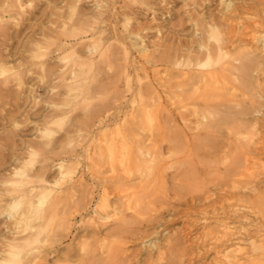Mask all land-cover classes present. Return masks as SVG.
<instances>
[{
    "label": "rangeland",
    "instance_id": "obj_1",
    "mask_svg": "<svg viewBox=\"0 0 264 264\" xmlns=\"http://www.w3.org/2000/svg\"><path fill=\"white\" fill-rule=\"evenodd\" d=\"M19 1L22 3L20 14H15L14 16L11 14L10 17L5 16L4 18L11 24V29L9 30L18 29V24L22 21L25 24L26 29H24L27 34L23 29L16 37L11 35L8 39L0 36V52L6 57L9 52L14 54V51L10 50H17L16 57L18 61H16V64H18V66L16 65L14 69L21 71L20 82L11 80L9 84H7V88H5V92H3L5 95L3 94V97L0 96V196L2 197L0 200V263H3L1 261V258H3L6 260L3 264H91L88 258L90 257L89 248L93 247L92 239L98 236L97 234L89 233L87 230L88 228L86 225L90 221L89 216L91 215V210L89 209L91 208L85 210L80 209L81 211L79 210L76 213L79 215H75L71 219V228L64 231L65 234L64 232L62 234V199L64 201H90L91 206L100 200L99 186L102 182H98L96 174H98V171L101 172L100 174H108L110 173V166L114 165V167H118L119 169L121 167L119 164L121 165V163L118 161V156L114 157L111 161L106 160L108 158L103 159V157H101L100 160L99 157H96V151L98 153L99 150L103 149L98 148L99 144H103L99 139L102 138L103 134L107 133H115L116 135L119 130L124 132L129 131L133 134L147 135V140L145 142L147 143L148 139H150L148 143L152 145L151 151L144 156V158L146 157L150 162V171H148L149 176L147 180L133 178L126 181L129 188L123 192L124 196H122V199L133 197L134 199L132 198L133 200L131 201H138L140 205L145 207L147 204L150 205L153 201L157 203L158 201H164L168 198L170 200L176 197L177 193L181 195V199L176 200L178 202L175 204V209L180 210L179 212L181 214L178 212L177 214L179 215H176L172 210L170 211L174 214L169 210H165L160 219L161 221L159 220L154 223L152 227L145 230V228L139 227L140 225H135L136 230L140 232H144L145 230V232H142L139 238H136L138 239L136 242L135 240H130L125 246L127 251H131L138 255V257L136 255V258L134 261L132 260L133 262L130 264H159V260L156 256L157 253L163 251L167 247L168 243L166 239L171 237L178 230H180L179 234L185 242L183 245L191 249L195 248L193 240H196L197 236L202 235L204 226L205 228L217 227L214 221L203 223L199 220L196 223V220L205 210H209L208 213H211L210 208L203 210V207L207 204V202H203L205 201L202 198L204 194L213 191L216 194L209 197L210 201L218 202L222 200L218 195L224 190V187L226 189L230 188L226 187V185H220L222 178L216 176L218 173L227 172L226 163L221 158V160L215 158L213 155L214 153L209 157L210 152L206 151L207 145L204 143V139H202L204 144H202V142L200 144L201 147L199 144L196 145L201 149L196 147L195 150L198 148L199 150L196 151L198 154L193 157V161L191 158H186L180 154L178 150L174 148L175 145L173 146L172 144L176 142L172 137L176 128L175 121H177L178 118V110L176 104L172 103L162 91L164 88L160 86L158 88L160 89L159 94L164 98L163 102L158 104L154 101L155 97H152V102H150L145 109L146 113L144 112L143 115H138L137 118L134 119H132L130 115L132 111L133 113L136 111L134 110L135 107H132L130 102H128L133 97L134 90L133 92L130 91L131 93L124 92L123 95H125L126 102L123 101L124 99H121L120 102H116L114 107L110 108H104V106H102L101 98L107 93H111V95L114 93V96L118 95L120 88L123 86L122 81L113 83L107 80L108 77L113 76L118 70L117 62L121 60L123 49L127 52L128 58L126 63L129 65L128 70L131 69V63L133 62L134 65L145 68L147 75V77H145V73L142 70H138V74L140 72L139 76L134 77V73L131 72L133 75L132 88L134 89L136 84L145 87L148 80H151L154 84H158V80H160L159 77H168L164 69L169 65L162 61L165 51H170L171 47L177 44L176 41L178 39L191 38V34L194 30L193 28L198 26L196 21L199 22L201 17H208V12H215L216 14H223L224 16L225 13H227L225 3L228 2V0H110L109 4L115 5L112 9L113 11H120L122 8L119 7H123L124 4L133 5L140 8V10L134 14H117L115 16H111L110 14L111 17L108 16V19L104 18V23L101 24L104 28L102 45L105 46L108 42L111 43L112 50L115 49L113 52L116 54V61H114L116 63H112L113 65L110 68H105L102 63L101 65H99L100 63L98 64L100 66H98V77H100L101 80L105 79L102 82L105 89L103 88L100 91L94 92L93 94L95 96H91L86 100H77L75 108L73 109L62 104L67 90L61 85L62 81L55 77V73L57 74L61 70L63 63L62 55H69L71 48L56 49L57 44H50L48 48L42 49L46 55L38 57L36 56L37 51L35 46L41 45V47H43L46 42L56 41V35L60 30L61 19L57 18L58 15H62L63 13L64 16H67L69 14L68 12H70L75 5V10L79 11L81 16H87L86 18L93 19L91 14L95 9V5L98 4L96 2L97 0H71L70 2H67V0ZM233 1L239 2L240 0ZM251 1L253 0L248 1V3H252ZM255 1L257 3V6L255 5L256 8L249 10L246 14L245 12L244 14L241 13L239 17V19H241L240 21H242L241 23L237 21L238 19L236 20L237 29L250 30V28H257L259 22L264 18V9H262L264 8V2H262L264 0H260L261 2L259 3L258 0ZM255 9H257V12ZM113 18L115 19L113 20ZM197 18H200V20ZM126 20H128V22H126ZM42 27H50L53 31L48 29V34L42 35ZM260 31L264 32V28ZM28 34L34 35L37 40L35 39L29 42L27 39ZM210 41H214V39L210 38ZM252 47H254V45ZM242 48L243 46L238 45L232 51H238ZM116 49L120 51V55H118L119 59L117 57L119 52H116ZM160 52H162V54ZM76 54L83 55V51L81 52L77 48ZM21 56L23 58L26 56L25 58L27 61L21 60ZM153 56L158 58L155 59ZM148 59L149 61H147ZM159 59L161 60L159 61ZM40 63L43 65L41 66ZM101 68L102 71L100 70ZM170 79L172 81L175 80L174 78ZM260 80L264 81V78L261 77ZM153 95L156 94L152 93L151 96ZM260 99L264 100V86H262ZM79 101L82 104H80ZM94 106L95 110H100L99 113L95 111V115L94 110L92 111V107L94 109ZM62 109L67 111L62 113ZM7 110L11 111L12 115H9ZM87 113H90L89 116H87ZM87 117H89V119H86ZM187 118L192 119L194 117L187 116ZM46 119H48L49 122H46ZM168 119H172V121ZM173 121L174 123H172ZM188 121L190 123V119ZM192 121L190 124H194L196 119L195 121L192 119ZM153 122H160L163 128H154L150 131L149 123L153 124ZM44 127H46L45 129L48 133H45ZM258 132L260 135L264 136V131L258 129ZM201 133L204 134L202 131ZM165 135H167L166 138ZM126 139L125 142H127L125 144L121 138L117 139L116 144L121 145L120 143H122L126 145V147L128 146L131 152L132 150L134 151L135 142L132 135ZM26 143H29L28 150L24 147ZM155 147H159L158 151L162 153H158V151L155 152L153 150ZM204 149L206 152L203 151ZM13 151L19 154L17 158L13 157ZM262 154L264 153H256L259 158L254 164H251L253 163L252 160L247 159V170H241L238 172L240 174L237 176L234 175L235 178L237 177L234 180V183H236L234 185H238L239 187H236V189H238L240 194L245 193V195L247 194L246 196L249 195L248 197L244 195L243 201L240 202V206H242V212H245L247 216L248 213H252L248 216L252 220H255L256 217H258L257 219L259 220L261 218V211H264V176H262V172H259L264 171V155ZM95 157L98 159H96L98 162L95 160ZM195 158H199L198 161ZM210 158L213 160H210ZM181 160H185L184 163H181ZM218 160L223 162L220 163ZM201 161L206 162V164L204 162L203 164L200 163ZM59 162L71 168L70 177H68L70 181L62 182V178L60 177L61 170L57 167ZM189 162L192 166H190ZM186 163L189 164L190 168L188 165H185ZM248 164L253 166L252 168L250 165L252 170L249 168ZM15 167L24 169L25 173L29 175L27 178L31 176L30 179L34 180L36 184V181L39 179H44L42 187L46 198L44 197L43 199L34 196L33 199L32 197L33 204L36 206L32 213L45 209L51 203V200L56 198V207L54 212H52L53 214L48 212L44 219H35L33 222L31 221L34 226L26 230H22L21 225L14 222V217L24 207L25 200L21 197L18 198L16 195L9 196L5 191V189L11 188V185L14 184L13 180L19 179L18 176H13L10 173ZM187 168H189V170ZM193 168L194 171L196 169L195 172ZM186 169L191 171V173L188 174L189 172H187ZM179 172L182 173L180 174ZM252 172L253 174H251ZM255 172H259L258 174L260 177H253L255 176L254 174H256ZM248 173L251 175L248 176ZM162 174L164 176H160ZM198 176L201 177L199 178ZM251 176L253 179L255 178V181L250 178ZM215 180H217V182ZM72 183L74 187L71 188L70 184ZM177 184L179 186H177ZM173 185H175V187ZM251 186L252 188L255 187V191L250 189ZM248 188L251 193L250 191L248 192ZM185 189L187 190L185 191ZM218 189H221V192ZM107 190L109 201H116L117 197L115 191L112 190L109 185L107 186ZM243 190L245 192H243ZM182 191L183 193H181ZM119 194L122 193L119 192ZM172 194L175 195L173 196ZM196 194L199 196L201 195L199 200L194 196ZM128 199H126V201ZM183 200L184 203L182 202ZM193 200L195 202H193ZM250 208L253 209L251 210ZM252 211L256 214H253ZM126 212H128L126 213L127 215L131 214V211ZM111 217L112 216H109L110 219ZM260 220V222H262V231H264V221H262V219ZM188 223L191 225L193 224V227L190 230V237H185V233L188 231V228L187 230L185 229V224ZM233 224L237 229L248 227V224L243 221L240 223L234 222ZM101 233H106V231L102 230ZM112 238L113 237H107L102 242L107 243ZM5 241L14 244L12 250L13 254H17L19 259L21 258V261L19 259H17V261L14 255H8L3 250L7 248V244L4 243ZM88 242L90 245H88ZM201 250V252H203V249ZM76 252H79V254ZM83 254H85V256ZM149 255L151 257H149ZM191 256L192 254L188 253L180 257L179 260L181 262L183 261L182 264H218L213 261V252L200 255L199 257ZM149 259H151L153 263L149 262ZM163 260H160L163 261L162 264H166V259ZM173 261L171 262L175 264L176 261Z\"/></svg>",
    "mask_w": 264,
    "mask_h": 264
},
{
    "label": "bare ground",
    "instance_id": "obj_2",
    "mask_svg": "<svg viewBox=\"0 0 264 264\" xmlns=\"http://www.w3.org/2000/svg\"><path fill=\"white\" fill-rule=\"evenodd\" d=\"M68 1L70 2L71 0H67V2ZM109 1L110 0L96 1L98 4L95 5V9L91 14L93 19H88L86 18L87 16H81V13L79 14V11L75 10L76 5L70 12H68L69 14L67 16H64L63 13L62 15L59 14L57 18H61L60 30L56 35V41L46 42L43 47H41V45L35 46L37 51L36 56L38 57L46 55V53L42 49L48 48L50 44H57L56 49L71 48V52L69 54L70 56L62 55L63 63L61 66V70L57 74L55 73V77L59 78V80L62 81L61 85L64 86L67 90V94L62 100V104L64 106H68L71 109L75 108L77 100H86L91 96H95L93 94L94 92L100 91L103 88L105 89V86H103L102 83L105 79L101 80V78L98 77V68L100 67L99 65H101L102 63L105 68H110L113 65L112 63H116L114 62L116 61V54L113 52V50L115 49L112 50L111 43L108 42L105 46L102 45L104 28L101 24L104 23V18L108 19V16H110V14L111 16H115L117 14H134L140 10V8L133 5L124 4L123 7H119L122 9L116 12L112 10L115 5L113 6L109 4ZM248 1L250 0H240L239 2L236 1V3L233 0H228V2L225 3L227 13H225L224 16L223 14L220 15L216 14L215 12H208V17L206 15V18H202L200 16L201 20L200 18H197L200 21H196V23H198V26L196 25L197 27L193 28L194 30L191 34V38L178 39L176 41V45L171 47L170 44V51H165L166 49L163 50L165 51V53L162 57V61L169 65L164 69V72L168 77H159L160 80H158V84H154L151 80H148L145 84V87L140 84H136V86H134L135 88H132L133 75L131 74V72L134 73V77L139 76L140 72L138 74V70H142L145 73V77H147V75L145 72V68L134 65L132 61L131 69L128 70L129 65L126 63L128 57L125 49H123L122 51L121 60L117 62L118 70L113 76L107 78V80L113 83H119L122 81L123 86L122 88L119 87L120 92L116 96L113 95L114 93L112 94L113 96L111 95V93L103 95V97L101 98V104L102 106H104V108L114 107L116 102H120L121 99H124L123 101H125V95H123L124 92H133L134 90L133 97L128 102H130L131 106L135 107L134 110H136L134 113L133 111L131 112V118H137L138 115L144 114L147 105L152 102V97H155L154 101H156L158 104H161L163 102L164 98L161 97V94H159L160 89H158L160 86L164 88L162 89V91L166 94V97L171 100L172 103L176 104V108L178 110V118L177 121H175L176 128L172 137V139L174 138L176 142L175 143L172 141L173 143H175L172 144L173 146L175 145L174 148H176L180 154H182L186 158H191V160L193 161V157L197 156L198 153H196V151L199 150V148L201 147L200 144L202 142V144L205 143L207 145V149H205L207 152H210L209 157H211V154L214 153L213 155L215 156V158H218L219 160L223 159V161L226 163L227 172L220 174L218 173L216 176L222 178V182L220 185H226V187L230 188L226 189L224 187V190H222V192L220 191L221 189H218L221 192L219 193L217 191L219 193L218 196L223 201H210L209 197H211L213 194H216L213 191L211 193L204 194L202 198L205 201L203 202H207V204L203 207V210L206 208H210L211 213H208L209 210H205L203 211V214L201 212L202 215H200V217H198V219L196 220V223L199 220L203 223L214 221L217 227L205 228L204 226L202 235L197 236L196 240H193L195 245V248L193 249L185 247L183 245L185 242L182 240V237L179 234L180 230L176 231L171 237H168L166 239L168 243L167 247L163 251H159L157 253L156 256L159 260V264H162V262L164 261L163 259H166V264H174L173 260L176 261L175 264H182L183 261L181 262L179 258L188 253L192 254L193 257H199L200 255H204L206 253L208 254L210 252L214 253L213 261L218 264H264V231H262V222H260V219L264 221V211H261V218L259 220L257 219L258 217H256L257 220H252L251 218H249L248 216L252 213L249 214L248 211V216L245 212L243 213V210H241L242 206H240V202L243 201L245 193L240 194L238 189H236V187L239 188L238 185H234L236 184L234 183V180L237 178H235L234 175L237 176L238 174H240L238 172H240L241 170H247V161L250 159L253 161V163L251 164H254V162H257V159L259 158L256 153H264V136L260 135L258 132V129L264 131V100L260 99L262 86H264V81L260 80L261 77L264 78V32L260 30L264 28V18H262V20L259 22L257 28H250V30H243L242 28H240L242 30H239L236 27L237 19V21H239L240 23L242 22L240 21L241 19H239L240 14H244V12L246 14L249 10L254 9L257 6L255 0L251 1L252 3H248ZM261 1L258 0V3ZM0 3V36L8 39L11 35L13 37H16L17 34H19L21 30L25 28V24L21 21L18 24V29L9 30L11 29V24H9L10 22H8V20H5L4 17H10L11 14L12 16H14L15 14H20V11L22 10V3L19 0H0ZM257 9H255L256 12ZM114 19L115 18H113V20ZM224 20L227 22H225ZM126 22H128V20H126ZM48 29L50 31H53V29H51L50 27H42L41 34H48ZM210 38H213L214 41H210ZM27 39L29 42H32L35 39L37 40V38L32 34H28ZM238 45L243 46V48L241 50L233 52L232 50ZM250 45H254V47ZM77 48L79 49V51H83V55L76 54ZM10 51H14V54H11L10 52L8 54L7 51L8 55H6V57L0 52L1 97H3V94L5 95V93L3 92H5L4 90H6L5 88H7V84H9L11 80H16L17 82H20L21 80V71L14 69L16 65L18 66V64H16V61H18V58L16 57L17 50ZM116 52H119V54H117V57L119 59V49ZM160 53L162 54V52ZM25 57L23 58L21 56L20 58L21 60L27 61ZM153 57L155 58V56ZM160 60L161 59H159V61ZM147 61H149V59ZM40 65L42 66L43 64L40 63ZM100 70L102 71V68ZM170 78H174L175 80L172 81ZM152 93L156 95L151 96ZM93 110L95 115V111L98 110H95V106L94 109L92 107V111ZM66 111L67 110L62 109V113H65ZM99 112L100 110L98 111V113ZM10 113L11 111H8V114L12 115V113ZM89 114L87 116H89ZM187 116L194 117L192 119H194V121L196 119L195 123L190 124L192 119L187 118ZM86 119H89V117H87ZM189 119L190 123L188 121ZM47 121L48 119H46V122ZM170 121H172V119ZM172 123H174V121ZM45 128L46 127H44V129ZM154 128L162 129L163 125H161L160 122H153V124L149 123V130L152 131ZM44 131L45 133H48L46 129ZM201 131L204 134H202ZM130 135H132V138L135 142V150H132V152L130 151V148H128V146L126 147V145H124L127 142H125V140H127L126 138ZM166 136L167 135H165V138ZM118 137L123 140L124 144H116L117 139H119ZM202 139L205 140L204 143ZM146 140L147 135L133 134L129 131L124 132L122 130H119L116 135L115 133L103 134L102 138L99 139V141H102L103 144L98 145V148L103 149L99 150L98 153L96 151V157H99L100 160L101 157H103V159L108 158L106 160L111 161L114 157L118 156V161L119 163H121V165L119 164V166L121 167L118 169V167L116 168L114 167V165H109L111 168L109 171L110 173L107 172L108 174H100L101 172L98 171L99 175L96 174V179L98 180V182H102L99 186L100 200L93 206L90 205V201H64L62 199V234L64 231L71 228V219L73 216L79 215L76 213L80 209L85 210L91 208L89 209L91 210V215L89 216L90 221L87 225H85L87 226V230L89 231V233L98 235L96 237L93 236V247H88L90 254V257L88 258L91 264L132 263L137 254L131 251H127L125 246L130 240H135L136 242L138 240L136 238H139V236L143 232L136 230L135 225H140L139 227L145 228L146 230L147 228L152 227L154 223L158 222L161 219V217L163 216L162 214L165 212V210H172L176 215H179L177 213L180 210L175 209V204L178 202L176 200L181 199V195H178V193H175L176 197H173L174 199L172 198L169 200L168 198L164 201H158L157 203L156 201L155 203L153 201L152 203H150V205L147 204V206L145 207L140 205L138 201H131L134 199L133 197V199L131 197H129V199L128 197L122 199V196H124L123 192H125L129 188V186H127L126 184V181L133 178L147 180L149 176L148 171H150V162L148 159H146V157L144 158V156L147 155L149 151H151L150 149L152 145H149L148 143L150 139H148L147 143L145 142ZM198 144L200 147L196 146ZM28 146L29 143H26L24 147H26L27 149L29 148ZM196 147L199 148L195 150ZM158 148L155 147L153 148V150L157 152ZM205 149L203 151H205ZM159 152L161 151H158V153ZM18 155L19 154L16 151H13L14 158H17ZM96 157L95 160L97 159ZM212 158H210V160H213ZM195 159L198 161L199 158ZM219 160L218 162H223ZM184 161L181 160V163H184ZM203 162L201 161L200 163L203 164ZM204 163L206 164V162ZM251 164H248L249 168ZM185 165H188L189 167V164L186 163ZM190 166H192L191 163ZM57 167H59L61 170L60 177L62 178V182L70 181L68 177H70L71 168L68 166H64L60 162L58 163ZM189 168L187 169L189 170ZM188 170L187 172H189L188 174H190L191 171ZM259 172H262V176H264V171ZM10 173L13 176H18L19 179L13 180L14 184L11 185V188L5 189L6 193L9 196L16 195L18 198L21 197L25 200L24 207L14 217V222L16 224H20L22 230L33 227V220L44 219L47 216L48 212L53 214L52 212H54V209L56 207V198L51 200V203L45 209L42 208L43 210L35 211L32 213L33 209L36 207L33 204L32 197L33 199L34 196H38V198L43 199L45 197V192L43 191L42 187V182L44 181V179H39L38 181H36V184L34 180L30 179L31 176L27 178V176L29 175H27V173H25V170L21 169V167H15L14 170L10 171ZM258 173L254 174L255 176H252L260 177ZM163 174L160 176H164ZM188 174L187 176L189 177ZM251 174H253V172ZM250 175L248 173V176ZM201 176L198 177L200 178ZM252 176L250 178H252ZM254 179L252 178V180ZM215 181L217 182V180ZM105 183L115 191L117 197L116 201H109L107 196L108 185H106ZM173 186L175 187V185ZM177 186L179 185L177 184ZM70 187H74L73 183L70 184ZM250 189H253L255 191V187L252 188L251 186ZM250 189L248 188V192L250 191ZM186 190L187 189H185V191ZM119 192H121L122 194H119ZM243 192L245 191L243 190ZM181 193H183V191ZM194 196H196V199L198 200L201 197V195L199 196L198 194ZM1 198L2 197L0 196V200ZM126 199L128 200L126 201ZM182 202L184 203V200ZM193 202L195 201L193 200ZM253 208L250 209L252 210ZM126 211H131V214L129 213L130 215H127L126 213L128 212ZM79 213L82 214L81 212ZM254 213L255 212H253V214ZM109 216H112L111 219L109 218ZM241 221L248 224V227L237 229L235 226H233L234 222L240 223ZM185 226L186 230L188 228V231H185V237H190V230L192 229L193 224L191 225L190 223H188L185 224ZM102 230H105L106 233H101ZM107 237L113 238L107 243H103L102 241ZM4 243L7 244V248L3 250L8 255H14L12 251L14 244L10 242L7 243L6 241ZM88 245H90V243ZM201 249H203V252H201ZM77 254H79V252ZM83 255L85 256V254ZM14 257L16 260L19 259V256L17 254H15ZM149 257L151 256L149 255ZM19 260L21 261V258ZM149 260V262L153 263L151 259ZM1 261L3 263L6 262V260L3 258H1Z\"/></svg>",
    "mask_w": 264,
    "mask_h": 264
}]
</instances>
